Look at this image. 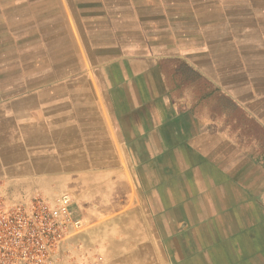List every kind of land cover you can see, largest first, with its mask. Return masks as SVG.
Listing matches in <instances>:
<instances>
[{"label":"crops","instance_id":"1","mask_svg":"<svg viewBox=\"0 0 264 264\" xmlns=\"http://www.w3.org/2000/svg\"><path fill=\"white\" fill-rule=\"evenodd\" d=\"M83 175L117 264H264V0H0V195Z\"/></svg>","mask_w":264,"mask_h":264},{"label":"built area","instance_id":"2","mask_svg":"<svg viewBox=\"0 0 264 264\" xmlns=\"http://www.w3.org/2000/svg\"><path fill=\"white\" fill-rule=\"evenodd\" d=\"M81 228L68 193L54 200L39 193L22 201L0 196V264H62Z\"/></svg>","mask_w":264,"mask_h":264},{"label":"rangeland","instance_id":"3","mask_svg":"<svg viewBox=\"0 0 264 264\" xmlns=\"http://www.w3.org/2000/svg\"><path fill=\"white\" fill-rule=\"evenodd\" d=\"M65 78H67V80L77 79L79 83L86 82L83 81L86 77L80 75ZM89 78L91 83L95 84L97 82L96 77L90 76ZM121 160L123 162V157H121ZM78 182L79 184H74L75 188L73 189L75 193L70 191L68 193L73 198L74 212L77 213L80 218L83 216L81 219L82 228L74 237H72L75 238L74 240L76 241V245L74 246L76 253H72L69 249V252L67 253L65 259H63L62 263L70 264L73 259L80 258V262H78V264H117L118 262L116 259L118 258V252L113 253L111 249L105 253L100 251L105 247V245H107V243H109L107 242L108 240L104 239L102 236V231L106 230L107 223L109 222V219L107 220V218L110 215H116L115 212L107 215V211L103 210V195L109 196V198L113 201H118L119 199L122 202L128 197H130L131 201H133V198L137 195V191L130 178L128 180V186L125 187L121 183L118 184V180H115L108 188L104 187V192L101 188H92L91 183L86 182L85 175H83V178L79 179ZM0 196L2 197V195ZM118 205L119 204L116 203L114 206ZM121 206L129 208L133 205L131 203L126 205L122 203Z\"/></svg>","mask_w":264,"mask_h":264},{"label":"bare ground","instance_id":"4","mask_svg":"<svg viewBox=\"0 0 264 264\" xmlns=\"http://www.w3.org/2000/svg\"><path fill=\"white\" fill-rule=\"evenodd\" d=\"M132 64V63H131ZM156 250V249H155Z\"/></svg>","mask_w":264,"mask_h":264}]
</instances>
